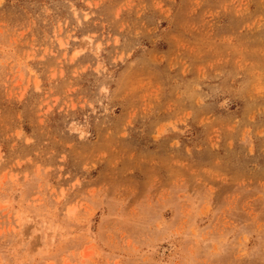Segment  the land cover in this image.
Returning <instances> with one entry per match:
<instances>
[{"label": "rangeland", "instance_id": "1", "mask_svg": "<svg viewBox=\"0 0 264 264\" xmlns=\"http://www.w3.org/2000/svg\"><path fill=\"white\" fill-rule=\"evenodd\" d=\"M0 264H264V0H0Z\"/></svg>", "mask_w": 264, "mask_h": 264}]
</instances>
